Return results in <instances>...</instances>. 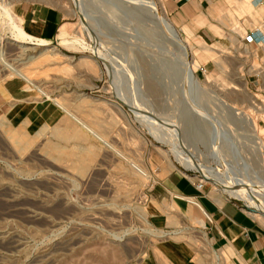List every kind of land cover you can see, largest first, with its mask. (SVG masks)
Returning a JSON list of instances; mask_svg holds the SVG:
<instances>
[{"label":"rangeland","instance_id":"rangeland-1","mask_svg":"<svg viewBox=\"0 0 264 264\" xmlns=\"http://www.w3.org/2000/svg\"><path fill=\"white\" fill-rule=\"evenodd\" d=\"M130 1L136 0H0V10L10 7L17 24L48 40H20L14 24L0 17V264H230L232 248L213 245L203 231L205 216L195 207L196 199H190L189 223L176 214L174 201L164 210L151 195L156 181L171 169L189 168L178 161L173 145H185L198 163L216 165L208 157L213 145L207 130L197 127L196 102L218 113L227 110L222 101L227 99L258 123L264 119L252 108V102L264 100L260 92L255 96L254 82L247 78L250 88L241 85L248 64L234 31L244 29L240 18L245 14L235 20L230 16L224 30L209 23L232 39L223 47L221 36L212 37L208 27L191 33L186 25L178 26L198 59V86L185 77L177 45L147 14L136 16L139 11ZM167 3L172 9L175 2ZM211 5L208 0L203 6L188 4L187 20L199 13L211 17ZM44 15H56L52 32ZM64 23L87 48L60 42L57 34ZM226 81L239 89L232 83L224 87ZM52 112L53 118H39ZM243 125L247 131L239 127L236 139L227 144L234 140L238 154L255 158L256 137L251 126ZM176 126L181 132L187 128L183 143L171 135ZM57 128L73 136L79 129L82 137L65 138ZM14 129L27 130L31 137L26 145L15 143ZM87 130L98 131L105 142ZM190 173L198 174L195 169ZM158 212L169 217L160 227L155 221L160 217L151 216Z\"/></svg>","mask_w":264,"mask_h":264},{"label":"bare ground","instance_id":"bare-ground-1","mask_svg":"<svg viewBox=\"0 0 264 264\" xmlns=\"http://www.w3.org/2000/svg\"><path fill=\"white\" fill-rule=\"evenodd\" d=\"M125 1L127 2V0H125ZM131 3L133 4V6L136 5L137 6V9H138L137 11H139L138 13L136 11H134V13H137L136 16H138L139 13L140 14H144V15L147 14L149 18L151 17V20H154L156 23H158L162 27L163 31L166 33V35L168 36V38L170 40H172V42L175 45H177V47L181 51L182 59H183L182 62H183V65L185 66V68H184L185 77L187 78V80H190L194 84H196V85L199 86L201 84V81H200V79L198 78V76L196 74V68H197V65H198V59L196 58V55L193 52V46L190 43V41L182 35L183 34L182 33V29L178 28V26L169 17L168 11L166 10V7H165V1L164 0H136V1H133ZM249 3H248V1L245 0L243 2V7L248 6ZM256 6H260V5H257L256 4ZM261 7H264V6H261ZM0 12H1L0 17L2 16V19L4 20V22L11 21L14 24L15 28L18 29L17 36L15 35L18 39H20V40H31V41L36 40L40 44L41 43H47L48 42V40L46 38H43L41 35H34L32 33H29V32H27L25 30L24 27H22L21 25L17 24L14 21V18L15 17L12 16V12H11V8L10 7H7L6 5L5 6L3 5L1 7ZM15 16H17V15H15ZM21 18H23V17L21 16ZM15 20L17 21V19H15ZM42 21H43V19H42ZM197 21H198L199 25H207V23L205 22V20L202 19V18L201 19L198 18ZM10 23H9V25H10ZM21 23H22V21H21ZM37 23H39V21L36 22V23H33V24L37 25ZM13 24H11V25H13ZM263 25H264V20L262 22H260L259 24L252 25L250 28H257V27L263 26ZM185 27L187 28L188 26H185ZM243 28L244 29H239V31L238 30L237 31H234L235 35L237 36L236 37V40H237L236 45L238 44V41H239L238 40L239 39V35H244V33L247 30V28H245V27H243ZM68 29L69 28H68L67 25H65V26H63L61 28L60 32L58 33V39L60 40V42L62 44H64V45L68 46V47H73V48L75 47V48H77V45H81V46L83 45L84 48H87L88 45L86 46V44L82 43V41H83L82 38L75 37V36H70ZM188 30H189V27H188ZM209 30H210L212 36H215V37H217V35H220L221 36V40H220L221 41L220 42V46L221 47H223L224 44L231 42V40H232L230 37L226 36L220 30L218 31V30L214 29L211 26L209 27ZM191 33H193V31ZM213 46L211 45V48H213ZM98 51L96 52V56L97 57H101V55H100V53ZM210 52L214 53L215 51L212 49V51H210ZM217 64H220L219 67H221V68H224L225 65H226L224 61H219V60H218V63ZM240 78L243 81L242 84H241L242 85V88L243 89H246V87L248 85V81L245 80V78H243V75H240ZM231 83H229V81H226V82H224L223 85H224V87H230L231 88L232 85L229 86V84H231ZM234 83H232V84H234ZM233 87L235 89H239V86H237V84H234ZM204 93H205V91H204ZM230 93L231 94H234V93L238 94L237 92H232V91H230ZM246 94H248V93L246 92ZM222 101L224 103L223 105L225 106V108L227 110L226 111L225 110H222V112H218V113L217 112H214L216 110H212L211 111V110L207 109L204 106V104L203 105H200V103H199V105H198V102H196L197 105L195 104L196 106H194V104L192 102V104L194 106V108H193L194 109V112L197 115V123L200 125V126L198 125L197 127L198 128L201 127V130H204V131L207 130L208 140H209L211 146L213 145V147H212L213 148V151L209 154L208 157L211 158V159H213L214 160V163L216 165L215 166L214 165H206L205 163H202V162L198 163L197 161H194L195 160L194 159V156H190L189 155L190 153L187 154L186 152H188V151H186V150L183 149L185 145L182 146L183 148L182 147L179 148L177 145L176 146L173 145L172 146L173 147V151L176 153L175 156L178 157V158L176 157L177 159H179L178 161H181V162L185 163L186 166L189 167L190 169H195V170L201 172L202 175L206 176V178H209L210 179V180H208V182H206V188H213L216 191L220 192L221 194L226 193V194H229V195L236 196L238 198H241L243 200L248 201L253 206H257L258 209H259L258 216H260L262 218L261 221H262V224L264 225V195H262L263 194V190H264V188H263L264 187V184H260L259 188L255 189L254 182L252 180H249L248 177L245 174L239 173L240 175H242V178L243 179L238 180L234 176H232V177L231 176H228V175L224 176V172L222 171V168H221V166L222 167L229 168V164L230 163L226 159V156L232 155L233 152H236V150L239 151V153H240V150L238 149V146H237L236 142H234V140L230 142L231 145L230 144H227V143H229V141H230L229 139H236L235 136H238V134H239V132H238L239 127L241 129H244L245 131H247V129H245L244 127H242V126H244L243 125V122H246L249 126H252L250 128V130L252 131V134L251 135H254L256 138H259V140H260V136L262 134H264V127H259L257 125V122H256V120H255L254 117L246 116L242 111H240V113L242 112L241 113L242 116L240 118L235 115L237 113L236 110H235L234 113H232V110H230V109H232V108L238 109V107H236L237 104H235V101H229L227 99L226 100H222ZM233 104H235V105H233ZM135 112L137 113V110ZM54 115L55 114L53 112L52 113H48V114L42 113V115H40L39 118H43V117L53 118ZM187 117H190V116H187ZM188 120H190V119L188 118L186 120V122ZM228 123H229V125H228ZM230 123L235 124L236 127H234V125H231ZM254 124H256L257 127L254 128ZM150 126L153 127V128L151 127L150 129L153 130V133L157 137H159V138H162L163 137L162 135L159 134V132H157V129L154 128L155 124H151ZM198 128H196V129H198ZM186 130H187V128H186ZM186 130H184L183 132H181L180 127L179 126H176V128H173L172 129L173 132H172L171 135L174 138H180L182 140V143H183V139H185V136H186L185 133H187ZM26 131L25 132L24 131L21 132V131H18L16 129H14V130L11 131V136L14 139L15 143H17L18 145H26L28 143L27 140H29L31 136ZM74 131H75L74 132V135L75 136L82 137L80 135V133H78L79 132V129L78 130L75 129ZM87 132L90 133L92 136H95L96 138H98V139H100V140H102V141L105 142L103 136L98 131H95L94 135L91 132H89L88 130H87ZM56 133L59 134V135H61V136H64V137L65 136H68V135L70 137L73 136V135H70V134H68V135L65 134L64 135L60 131L59 128L56 129ZM82 134H85L87 136V133L85 131H83ZM199 135H200V133H199ZM232 135L235 138H230ZM9 136H8V138H9ZM75 136H73V137H75ZM24 137H26L27 139L26 138L24 139ZM167 137H168V135H167ZM21 138H23V140ZM184 143H186V142H184ZM46 144H48V143H46ZM173 144H178L177 141H175V139L173 141ZM49 149H51V150L54 149L55 151L56 150H61V148L59 146L58 147L57 146H51ZM253 149H254V152H256L255 153L256 154V156H255L256 159H254V158L250 159V161H251V164L250 165L251 166H257V167H259V169L261 171L260 174L264 178V143H263V141L260 140V143L259 144L256 143ZM51 152H53V151H51ZM87 155H89V154H87ZM206 157L205 156L204 157L203 156H199V160H201V159L202 160H205V159L208 160L209 158H206ZM84 167L85 166L79 167V170L80 171H84ZM135 167L144 176H146V174H145L146 171H144L143 168L137 166L136 164H135ZM237 175H238V173H237ZM194 176H196V177H194L195 179H198L199 180L200 177L198 175H194ZM258 178H260V181L263 179L261 177H258ZM261 183H264V180H262ZM207 184H209V185H207ZM198 207L201 209V211L204 214V216L207 217L206 216V211L203 209V207L200 206V205Z\"/></svg>","mask_w":264,"mask_h":264},{"label":"crops","instance_id":"crops-1","mask_svg":"<svg viewBox=\"0 0 264 264\" xmlns=\"http://www.w3.org/2000/svg\"><path fill=\"white\" fill-rule=\"evenodd\" d=\"M164 1L166 10L169 14L171 7L168 6L167 0ZM173 1L175 2L171 9V18L173 22L180 27L186 25L193 32H196L198 27L204 26H208L209 30V23H215L214 25H219L220 28L223 29V27H225L224 23L230 20V16L235 20L238 14H245L240 20L242 19V23L245 27L248 26L249 28L264 20V7L256 6L252 0H246L251 3L249 9L243 7V2L245 0H235V4H233V2L231 3V0H226L234 11L231 8H228V10L222 0H208L211 1L212 4L211 7H208L210 8L209 14L211 17H207L204 13H199L194 15L191 18L192 21L189 22L187 20L189 16L187 14L188 4L193 6L200 4L203 6L205 0H186L184 4L181 3L182 0ZM185 5L187 6L184 7ZM219 11H221V13ZM228 12H230V14ZM218 14H220L219 16L222 20L218 19L219 16H215L217 18L214 17V15ZM200 17L206 19L208 25H199L197 20ZM44 20L48 31L52 32V28H54L55 24L57 25L56 15H44ZM65 24L67 23L59 27V31ZM55 31L52 33V41L55 36ZM31 109L32 110L29 112L34 111V113H38L36 109ZM151 196L156 199L164 210H168V204L174 201L178 207V210H175L177 212L176 214L179 216L184 215L189 223H191L188 216L189 211L194 205L190 199H196L198 201V205L196 204L197 206H195L197 210L202 213L201 209L198 207L200 205L206 211V214L208 213L210 216V218H204L206 227L203 228V231L210 237L213 245L221 247L229 245V247L232 248V257L229 261L230 264H264V225L245 213L235 202L226 201L224 195L215 189L205 187L203 190H199L194 180L186 177L182 169L175 167L163 177L159 178L153 186ZM151 216L160 217L155 219V221H160L156 224L159 227L165 223V220H169L166 212L154 213ZM162 216H165L166 219L161 218Z\"/></svg>","mask_w":264,"mask_h":264},{"label":"built area","instance_id":"built-area-1","mask_svg":"<svg viewBox=\"0 0 264 264\" xmlns=\"http://www.w3.org/2000/svg\"><path fill=\"white\" fill-rule=\"evenodd\" d=\"M252 1L256 2L260 6H264V0H252ZM238 40H239L241 51L243 50L240 56L243 59L247 60V64H248L247 70L245 74H243V77H245L247 81H248L247 78H251V81L254 82L253 83L254 89L255 91H257V93H255V96L256 94L260 92L262 96L264 97V25L259 26L257 28L248 27L244 35H239ZM247 86L249 87V81H248ZM249 91L252 93L250 89ZM256 97H258V95ZM261 101L263 102L261 105H258L255 102H252L253 104L252 108L254 109L255 112H259L260 114L264 115L263 113L264 112V100H261ZM236 112L240 113L238 109L236 110ZM242 112L246 116H248L247 113H245L244 111ZM250 117H253V116L251 115ZM255 120L259 127L264 126V119L259 120V123L256 117H255ZM257 125L254 124V128L257 127ZM260 140L263 141L264 143V134L260 136ZM260 140L259 138H256L255 142L259 144ZM226 159L228 160L230 164H229V168L221 166L222 171L224 172V176L226 175L231 176V177L234 176L238 180H241L243 178H242V175H240L239 173L245 174L249 180H252L254 182L255 189L259 188L260 184H264V183H261V181L264 180V178L260 174L261 171L259 167L250 165L251 164L250 159H252V157L251 158L246 157L242 154H238V152L236 151V152H233V154L231 155V158H227L226 156ZM192 170L193 169H188L184 167L183 173L185 174L186 177L190 179H192L191 177L193 175H198L200 177L199 180H196L194 182H195L196 187L199 190H203L206 187V182H208V180L210 179L206 178V176L202 175V173L197 170L196 171L198 172V174H191L190 172H192ZM258 177H261L263 179L260 181V178ZM223 195L226 201L235 202L245 213H247L249 216L253 217L255 220L262 223L261 221L262 218L258 216L259 209L257 206H253L248 201L243 200L233 195H229L226 193H223ZM262 195H264V190H263ZM206 215L208 218H210L208 214Z\"/></svg>","mask_w":264,"mask_h":264}]
</instances>
